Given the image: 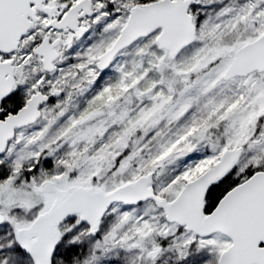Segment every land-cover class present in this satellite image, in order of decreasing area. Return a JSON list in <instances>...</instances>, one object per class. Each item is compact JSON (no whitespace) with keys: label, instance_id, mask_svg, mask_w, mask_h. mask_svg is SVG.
Here are the masks:
<instances>
[{"label":"snow or ice","instance_id":"1","mask_svg":"<svg viewBox=\"0 0 264 264\" xmlns=\"http://www.w3.org/2000/svg\"><path fill=\"white\" fill-rule=\"evenodd\" d=\"M0 264H264V0H0Z\"/></svg>","mask_w":264,"mask_h":264}]
</instances>
